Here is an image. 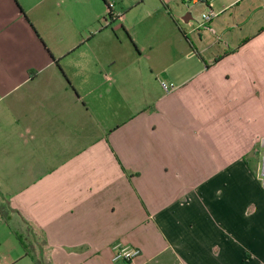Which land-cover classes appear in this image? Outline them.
Returning a JSON list of instances; mask_svg holds the SVG:
<instances>
[{"label": "crops", "instance_id": "obj_1", "mask_svg": "<svg viewBox=\"0 0 264 264\" xmlns=\"http://www.w3.org/2000/svg\"><path fill=\"white\" fill-rule=\"evenodd\" d=\"M216 4L174 54L104 64L43 38L26 62L25 3L0 0V264H264V0Z\"/></svg>", "mask_w": 264, "mask_h": 264}, {"label": "rangeland", "instance_id": "obj_2", "mask_svg": "<svg viewBox=\"0 0 264 264\" xmlns=\"http://www.w3.org/2000/svg\"><path fill=\"white\" fill-rule=\"evenodd\" d=\"M23 1L25 3V41L32 38L25 45L26 62L36 59L30 57L34 52L33 40L38 44L40 38L54 49H74L71 56L61 57L60 60L86 61L84 54L87 48L93 49L104 64L110 63L112 59H119V56H114L117 53L121 55L123 63L134 60L142 62L162 60V43L158 41L155 43V40L150 47L145 48V45L149 44V39L162 38L165 35L169 38L165 45L172 46L174 54L180 39L178 35L173 38L170 30L177 28V25L185 29H198L202 22V12L209 11V8L202 4L187 5L182 0ZM208 1L212 10L220 16L234 12L244 16L259 12L251 3L249 5L244 3L241 9L238 8L236 11L234 8L228 9L223 13L221 8L225 4L217 5V0ZM187 12L192 15L188 22L183 19ZM243 28L245 29L244 26ZM139 51L143 54L137 58L135 54ZM227 120H229L228 117ZM238 121L244 129L254 124L246 118H238ZM224 124L229 123L227 121ZM246 134L247 131L241 139L245 138ZM258 140L256 141L259 152L258 161L261 164L263 150Z\"/></svg>", "mask_w": 264, "mask_h": 264}, {"label": "built area", "instance_id": "obj_3", "mask_svg": "<svg viewBox=\"0 0 264 264\" xmlns=\"http://www.w3.org/2000/svg\"><path fill=\"white\" fill-rule=\"evenodd\" d=\"M182 1L184 4H187V5L202 4L209 8L208 12H202L201 14L202 22L199 26H204L218 14L217 12H214L212 10L208 0H182ZM161 86L166 92H172L175 89V86L172 83H168L166 81H161ZM259 143L262 147L263 152H262V161L259 167L258 176H259L262 186L264 187V137L260 138ZM114 249L115 251L112 256V259L114 261H117V260L132 261L141 254V249L138 247L122 246L121 244H116L114 246Z\"/></svg>", "mask_w": 264, "mask_h": 264}, {"label": "water", "instance_id": "obj_4", "mask_svg": "<svg viewBox=\"0 0 264 264\" xmlns=\"http://www.w3.org/2000/svg\"><path fill=\"white\" fill-rule=\"evenodd\" d=\"M192 18V15L190 12H187L186 15L183 17V19L188 22Z\"/></svg>", "mask_w": 264, "mask_h": 264}]
</instances>
